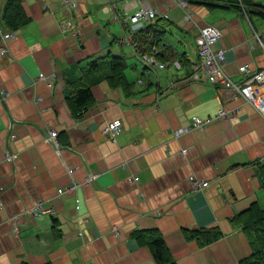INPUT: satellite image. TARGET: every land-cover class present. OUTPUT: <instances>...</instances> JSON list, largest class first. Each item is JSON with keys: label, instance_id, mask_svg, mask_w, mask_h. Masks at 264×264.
Wrapping results in <instances>:
<instances>
[{"label": "crops", "instance_id": "0c3cea01", "mask_svg": "<svg viewBox=\"0 0 264 264\" xmlns=\"http://www.w3.org/2000/svg\"><path fill=\"white\" fill-rule=\"evenodd\" d=\"M76 2L70 9L64 0H21L29 22L0 58V264H157L135 239L153 230L176 264L250 257L249 238L231 219L253 203L264 208V116L233 90L189 76L204 26L221 31L214 49L224 51L223 70L233 82L243 80L244 65L264 70V22L243 11L200 9L185 22L174 0ZM144 2L171 23L162 40L170 60L151 72L117 44L123 20ZM65 20L73 27L63 30ZM111 56L126 62L130 96L107 79ZM180 59L176 69L171 62ZM93 61L101 77L91 88L95 102L75 118L67 82ZM223 108L233 115L192 126V116L207 120ZM115 121L121 133L109 140L103 129ZM179 128L188 130L175 138ZM48 130L57 131L58 150L45 141ZM5 150L17 157L4 160ZM191 181L209 186L193 192ZM73 183L74 191L58 193ZM39 201L52 213L23 214ZM213 227L223 237L203 248L182 234Z\"/></svg>", "mask_w": 264, "mask_h": 264}, {"label": "trees", "instance_id": "16d2710c", "mask_svg": "<svg viewBox=\"0 0 264 264\" xmlns=\"http://www.w3.org/2000/svg\"><path fill=\"white\" fill-rule=\"evenodd\" d=\"M191 10L201 12L212 11H243L249 17L260 19L264 22V4L256 0H186ZM194 13V12H193ZM29 22L25 14L21 0H5L0 16V26L4 29L17 31ZM169 21L157 18L152 24L146 25L135 35L138 44V53H149L153 46L158 49V59L161 62L170 60L171 50L164 48L162 40L166 34ZM165 52L168 53V56ZM180 67L184 65L182 59L177 60ZM87 66V65H85ZM111 74L107 79L114 87H121L126 96L131 95L132 84L128 83L124 72L127 69L123 58L111 56ZM99 64L93 61L88 64L87 72L78 79L67 82L68 94L65 98L71 114L75 118H81L83 114L94 104L92 86L99 83L101 77L98 73ZM129 91V93H128ZM264 186V179L262 180ZM231 222L240 226L249 238L253 249L250 257L243 259L239 264H264V208L258 203L251 204L245 211L235 215ZM146 234V239L143 234ZM137 234L135 239L141 245H146L157 264H176L171 253L164 244L161 234L155 230ZM183 237L187 241H195L199 248L206 247L223 237V233L217 227L202 228L196 230L183 229Z\"/></svg>", "mask_w": 264, "mask_h": 264}, {"label": "built area", "instance_id": "2783aa9c", "mask_svg": "<svg viewBox=\"0 0 264 264\" xmlns=\"http://www.w3.org/2000/svg\"><path fill=\"white\" fill-rule=\"evenodd\" d=\"M70 9L76 8V0H64ZM178 8L183 11V21L191 22L194 20V13L190 10L188 2L186 0H174ZM159 17L158 12L148 3L144 2L140 9L134 12L123 20L124 27L126 29L124 35L117 40L119 46H124L131 49L137 54L139 61L145 68L146 72H151L155 68L163 69L166 63L157 60L158 49L153 46L149 53H138V44L135 40V35L138 31L142 30L146 25L151 24L154 20ZM61 26L63 30L73 27L71 20H65ZM14 37V33L9 29H4L0 26V58H4L8 55L6 44ZM221 38V31L215 26H204L199 30V35L195 40L196 46V59L191 60V72L189 79L193 81L208 82L211 85H219L225 89H231L236 94L241 96L244 101L249 104L254 110L260 115L264 116V70L251 71L248 65H244L241 68V72L244 75L241 82H233L229 76L223 70L225 64V54L222 49H214V45ZM176 69L180 68L177 60L171 63ZM55 76H53L54 78ZM39 79H45L48 81L43 74L39 75ZM51 79V78H50ZM5 96V92H2ZM233 113L226 109H220L217 114L207 120L201 119L197 116H192V126L199 128L204 126L207 122L212 120L228 119ZM188 128H179L173 131V136L179 138L182 136ZM103 133L109 140H115L116 137L121 133V122L115 121L108 124L104 129ZM57 131L48 130L45 135V141L59 149L57 138ZM184 152V151H181ZM17 157L16 154H10L5 150L4 160L12 161ZM126 163L121 165V168H125ZM72 173V170H68ZM95 179V176L91 175L87 178L86 184H90ZM137 177H133V181H138ZM209 186V182L205 181H191V190L197 192L206 189ZM77 184L69 186L66 189H59L58 193L64 194L68 191H74ZM1 207V202H0ZM52 213V209L49 205H44L42 202H37L35 206L24 212V215L31 216L32 218L39 217L44 214Z\"/></svg>", "mask_w": 264, "mask_h": 264}, {"label": "clouds", "instance_id": "9594fccd", "mask_svg": "<svg viewBox=\"0 0 264 264\" xmlns=\"http://www.w3.org/2000/svg\"><path fill=\"white\" fill-rule=\"evenodd\" d=\"M182 16H183V14H182ZM157 18H159V17H157ZM157 18H156V19H157ZM156 19H155V20H156ZM155 20H154V21H155ZM151 24H152V23H151ZM149 25H150V24H149ZM10 31H11V30H10ZM12 32H13V31H12ZM157 60L159 61L158 57H157ZM160 62H161V61H160ZM143 68H144V67H143ZM144 70H145V68H144Z\"/></svg>", "mask_w": 264, "mask_h": 264}, {"label": "rangeland", "instance_id": "374dc122", "mask_svg": "<svg viewBox=\"0 0 264 264\" xmlns=\"http://www.w3.org/2000/svg\"><path fill=\"white\" fill-rule=\"evenodd\" d=\"M262 1H264V0H262ZM87 64H89V63H87Z\"/></svg>", "mask_w": 264, "mask_h": 264}, {"label": "bare ground", "instance_id": "6f19581e", "mask_svg": "<svg viewBox=\"0 0 264 264\" xmlns=\"http://www.w3.org/2000/svg\"><path fill=\"white\" fill-rule=\"evenodd\" d=\"M233 81V80H232Z\"/></svg>", "mask_w": 264, "mask_h": 264}]
</instances>
